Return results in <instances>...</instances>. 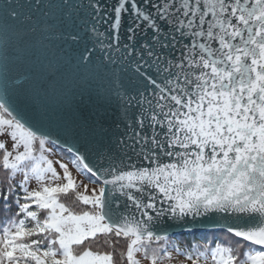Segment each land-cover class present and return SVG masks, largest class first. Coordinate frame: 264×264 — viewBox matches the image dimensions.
Instances as JSON below:
<instances>
[{"label": "snow or ice", "instance_id": "obj_1", "mask_svg": "<svg viewBox=\"0 0 264 264\" xmlns=\"http://www.w3.org/2000/svg\"><path fill=\"white\" fill-rule=\"evenodd\" d=\"M81 8L92 22L77 66L92 64L97 49L105 72L121 66L96 92L117 102V131L98 115L87 125L101 136L97 161L68 149L76 170L95 178L83 191L67 163L55 162L61 176L45 154L50 137L8 102L31 79H12L9 61L27 55L18 45L37 32L33 18L63 23ZM56 29L45 21L44 39L81 40ZM56 86L49 60L37 97ZM0 92V136L13 142H0V264H171L174 227L238 238L192 246L190 264H264V0H0ZM70 192L79 211L62 202ZM100 237L110 250H93Z\"/></svg>", "mask_w": 264, "mask_h": 264}, {"label": "water", "instance_id": "obj_2", "mask_svg": "<svg viewBox=\"0 0 264 264\" xmlns=\"http://www.w3.org/2000/svg\"><path fill=\"white\" fill-rule=\"evenodd\" d=\"M53 3H59L60 0H52ZM74 4H87V0H71ZM112 3V0H106ZM90 10L81 8L78 12H73L71 21L64 19L60 23L59 19L34 17L37 32H28L31 22H26L21 28L28 32L25 37V44L18 45L27 49V55L20 61L14 59L9 61V76L12 79H19L23 75L31 72V79L25 83L22 89H12L8 95L9 104L25 122L30 124L40 133L50 137L48 144L56 149L62 150L73 157L68 151L69 148L78 149L80 154L88 157L90 161H97L96 153L100 147L101 136L93 134L88 129L91 124L103 115L105 127L112 131L115 129L114 121L118 120L119 108L115 99L110 103L98 101L96 97L97 90L105 85L107 79L111 77L112 70L120 71V65H109V70L105 72L104 63L99 58L101 53L97 49L94 54L93 63L87 66L78 65V57L83 51L84 44L88 41L91 27ZM59 16V13H57ZM45 21L49 24L57 25L56 31L79 33L80 42L74 43L71 40L63 41L60 39L45 40L42 33ZM85 29L89 31L86 32ZM101 31L104 29L101 28ZM43 40L46 49L42 48L40 41ZM13 46H17L15 36H10ZM114 55H119L114 53ZM51 60L55 63L57 69V86L55 92L49 90L47 96L36 95L34 85L40 71L41 64L46 65ZM127 62H124L126 64ZM133 68H129L127 76H133ZM2 94V92H0ZM87 121V124L85 123ZM111 137H104L103 142L107 144ZM90 178L95 180L94 177ZM170 223V222H169ZM231 234L217 228H197L184 230L181 227L170 228L167 236L172 239L184 237L190 234ZM233 237V236H231ZM238 240V238L233 237Z\"/></svg>", "mask_w": 264, "mask_h": 264}, {"label": "rangeland", "instance_id": "obj_3", "mask_svg": "<svg viewBox=\"0 0 264 264\" xmlns=\"http://www.w3.org/2000/svg\"><path fill=\"white\" fill-rule=\"evenodd\" d=\"M0 142L6 143L8 146V149L11 150L12 141L11 138L8 136H0ZM46 147L49 149L47 153H45L49 159H51L54 162V166L57 169V172L61 174L62 176V170L59 168V164L55 163L56 161H60L63 163H67L69 166V171L72 173V176L75 178L76 182L81 185L80 191H83V184H89V188L93 187L94 185L89 183V180H93L87 175H82L79 173L76 168L72 165L71 160L73 157L71 155L64 156L58 149H56L54 146L50 144H46ZM63 182V181H60ZM34 186V184H33ZM3 227V226H2ZM221 240V239H220ZM223 240V239H222ZM228 239L226 240V242ZM189 243V244H185ZM216 243H221L219 240H214L211 242L208 239H199V238H188L187 241L183 242L181 240H178L177 238L169 239V251L171 252V255L173 257L171 264H190V262L186 259V256L184 253L191 252L192 246L200 245L201 251H203L204 245H209L211 247H215ZM228 246V245H224ZM175 249H179V252L175 251ZM200 264H204L203 258H201ZM210 264V261H209Z\"/></svg>", "mask_w": 264, "mask_h": 264}, {"label": "trees", "instance_id": "obj_4", "mask_svg": "<svg viewBox=\"0 0 264 264\" xmlns=\"http://www.w3.org/2000/svg\"><path fill=\"white\" fill-rule=\"evenodd\" d=\"M59 151L64 156H69L68 153H66L62 150H59ZM0 158H2V151H0ZM4 179H5V173H4L3 169H0V185L3 184ZM61 199H62V202H65L69 206L75 208L77 211H79L83 207L82 205L78 204L75 201V197L73 196V194L71 192L68 194V196L61 197ZM5 219H6V216H5L4 212L2 211V208H0V227L4 226ZM188 238L208 239L211 242H213L214 240H219L221 242L220 244H222V245H229V244L235 245V243L237 241L233 237H231L227 234H223V233H219V234H190V235H187L184 237H179L177 239L185 242V241H187ZM227 239H228V241L226 242ZM123 243L124 242L121 241V244L118 247H123ZM160 243H161V245L164 244L163 241H161ZM185 244H189V243H185ZM92 248H93V250H99V251L110 250V249H108L107 245L104 244L103 237H100L97 241L92 242ZM117 259H118V257H117Z\"/></svg>", "mask_w": 264, "mask_h": 264}]
</instances>
